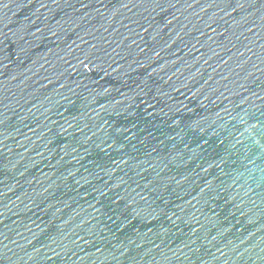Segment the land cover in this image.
<instances>
[{"label":"water","instance_id":"95a60500","mask_svg":"<svg viewBox=\"0 0 264 264\" xmlns=\"http://www.w3.org/2000/svg\"><path fill=\"white\" fill-rule=\"evenodd\" d=\"M0 264H264V0H0Z\"/></svg>","mask_w":264,"mask_h":264}]
</instances>
